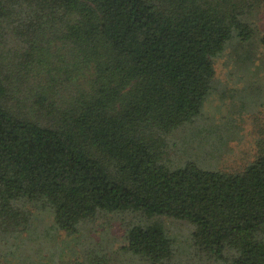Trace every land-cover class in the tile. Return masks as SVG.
Segmentation results:
<instances>
[{
  "label": "trees",
  "instance_id": "trees-1",
  "mask_svg": "<svg viewBox=\"0 0 264 264\" xmlns=\"http://www.w3.org/2000/svg\"><path fill=\"white\" fill-rule=\"evenodd\" d=\"M263 5L0 0V262L47 211L54 234L101 229L71 264H264V130L235 171L188 135Z\"/></svg>",
  "mask_w": 264,
  "mask_h": 264
},
{
  "label": "rangeland",
  "instance_id": "rangeland-1",
  "mask_svg": "<svg viewBox=\"0 0 264 264\" xmlns=\"http://www.w3.org/2000/svg\"><path fill=\"white\" fill-rule=\"evenodd\" d=\"M254 23L252 37L244 42L233 39L215 57L213 91L204 102L194 128L188 132L198 140V152L192 156L203 167L235 171L255 158L256 142L264 130V5L259 22ZM38 217L42 222L33 221L29 232L35 226L40 237L30 236L28 231L23 233L25 242L16 255L5 258L0 264H28L30 261L71 264L82 254L80 248L103 237L101 229L94 227L89 234L79 236L63 231L54 234L50 213L45 211ZM170 226L180 230L176 222L170 221ZM120 235L118 229L111 231L112 240Z\"/></svg>",
  "mask_w": 264,
  "mask_h": 264
}]
</instances>
